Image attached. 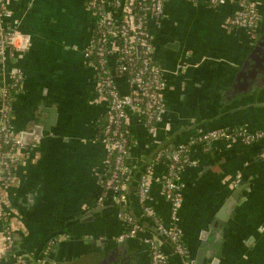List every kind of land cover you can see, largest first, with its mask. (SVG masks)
I'll return each mask as SVG.
<instances>
[{"label":"crops","instance_id":"obj_1","mask_svg":"<svg viewBox=\"0 0 264 264\" xmlns=\"http://www.w3.org/2000/svg\"><path fill=\"white\" fill-rule=\"evenodd\" d=\"M256 1L260 22L254 31L230 25L238 2L165 0L162 16L150 18L154 57L166 81L165 109L155 136L140 111L129 110V164L136 176L126 208L144 228L124 241L116 240L126 227L113 198L99 201L107 103L97 93L98 70L85 55L96 35L95 18L85 0L9 1L20 30L31 37L29 51L13 59L25 77L13 123L29 145L8 189V205L24 226L16 239L21 253L41 256L57 239L46 263L151 264L147 239L156 230L142 210L138 183L158 147L170 143L189 146L179 220L187 253H176L159 236L166 264H264V139H218L209 150L190 144L215 128L264 129V66L243 95H229L264 40V0ZM116 84L129 91L126 77ZM165 168V162L153 168L150 202L170 224V204L157 181Z\"/></svg>","mask_w":264,"mask_h":264},{"label":"built area","instance_id":"obj_2","mask_svg":"<svg viewBox=\"0 0 264 264\" xmlns=\"http://www.w3.org/2000/svg\"><path fill=\"white\" fill-rule=\"evenodd\" d=\"M10 0H0V259L11 258L14 264H46L47 256L57 242L48 241L41 256L21 253L16 247L17 232L24 229L20 216L8 205V189L13 185L18 167L25 161L28 144L24 135L13 123L14 103L22 91L23 70L15 64V55L29 51L31 37L20 30L21 21L9 7ZM196 1V0H192ZM211 5L238 2V10L230 18L234 27L250 30L259 28L260 14L256 0H208ZM95 18L96 35L85 55L98 70V96L107 103L103 121L101 142L106 152V169L103 176V193L99 201L108 195L124 219L125 231L116 240L136 237L142 224L128 211L130 187L134 172L129 164L130 133L127 120L130 109H137L152 135H156L159 120L165 109L163 91L166 81L161 65L155 60L154 46L149 31V20L160 17L165 10V0H86ZM138 8V11H137ZM14 56V57H13ZM111 65H114L111 67ZM124 76L129 91H119L116 79ZM218 139H241L251 144L264 139L263 130L247 128H215L201 133L190 144H201L209 150ZM33 147L36 144H32ZM189 146L179 145L161 149L151 161L138 183V198L143 212L154 223L155 234L147 239L151 250V264H166L167 255L159 236L167 237L176 253L185 256L183 231L179 224L184 204V185L181 172L188 157ZM264 157V150L261 153ZM166 163L165 174L158 178L164 197L170 204V224H166L151 205L153 168Z\"/></svg>","mask_w":264,"mask_h":264},{"label":"water","instance_id":"obj_3","mask_svg":"<svg viewBox=\"0 0 264 264\" xmlns=\"http://www.w3.org/2000/svg\"><path fill=\"white\" fill-rule=\"evenodd\" d=\"M257 45H258L257 46V50H256L257 52H255L256 55L253 54L249 58L247 63L241 69V71H240V73H239V75H238V77L236 79V83L232 86V89L230 88L231 90L229 89L230 90L229 91V95H230L231 98L235 97L238 92H241V91H245L246 92L247 89H248L247 87L250 86V84H251L250 80H252L254 78V74H255V77H257V75L260 74V72H257V71L259 70L258 69L259 64L264 61V52H263L264 40H263V42L262 41L258 42ZM261 59H262V61H261ZM251 67L255 71L254 74H253V77H250V75L252 74ZM229 95H227V96L229 97ZM34 132L36 133V136H37L38 134H40V128L37 126L36 128H34ZM24 138H25V136H24ZM239 184H241V183H239ZM238 192H239V190L235 191L233 196L238 197V195H237ZM233 200L234 199L232 197V201ZM124 247H126V244H125ZM205 248L207 249L208 246H206ZM50 262H51V259H49L48 263H46V264H50Z\"/></svg>","mask_w":264,"mask_h":264},{"label":"trees","instance_id":"obj_4","mask_svg":"<svg viewBox=\"0 0 264 264\" xmlns=\"http://www.w3.org/2000/svg\"><path fill=\"white\" fill-rule=\"evenodd\" d=\"M85 2H86V0H85ZM137 11H138V8H137ZM132 137V135L130 134V138ZM131 145V144H130ZM166 147H169L170 149H174V147L173 146H171V144L170 143H164V144H161L159 147H158V149L156 150V153H155V155H154V157H153V160L155 159V157L157 156V154H158V152L161 150V149H163V148H166ZM183 164L186 166L187 164H188V157L186 158V157H183ZM135 176L136 175H134L133 176V182H134V179H135ZM134 190V187H133V183H132V185H131V187H130V195H131V192ZM143 227H144V225H142ZM160 237H164V236H162V235H160ZM165 239H166V241H169V243L171 244V246L173 247V250L175 251V249H174V245L172 244V242L167 238V237H164Z\"/></svg>","mask_w":264,"mask_h":264},{"label":"flooded vegetation","instance_id":"obj_5","mask_svg":"<svg viewBox=\"0 0 264 264\" xmlns=\"http://www.w3.org/2000/svg\"><path fill=\"white\" fill-rule=\"evenodd\" d=\"M257 46H258V45H256V47L254 48V51H253V53L251 54V56H252L253 54L256 55L255 52H257V51H256V50H257ZM259 52H260V51H259ZM263 52H264V48H263ZM260 53H261V52H260ZM251 56H250V57H251ZM255 57H256V56H255ZM254 61H255V60H254ZM258 61H259V60H258ZM261 61H262V59H261ZM258 64H259V63H258ZM263 66H264V61H263L262 63L259 64L258 69L260 70L261 68H263ZM251 69H252V67H251ZM259 70H258L257 72H260ZM254 72H255V71L252 69V74L250 75V77H253ZM258 77H259V74L257 75V77H255V74H254V78H253L252 80H250V81L252 82V81H254V80H255L256 78H258ZM251 82H250V83H251ZM244 92H245V91L238 92V93L236 94V96H238L239 94H240V95H243ZM241 97H242V96H241ZM233 98H236V97H233Z\"/></svg>","mask_w":264,"mask_h":264}]
</instances>
